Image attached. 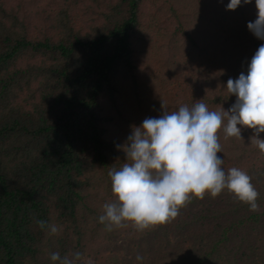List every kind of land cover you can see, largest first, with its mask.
Segmentation results:
<instances>
[{
    "label": "trees",
    "instance_id": "1",
    "mask_svg": "<svg viewBox=\"0 0 264 264\" xmlns=\"http://www.w3.org/2000/svg\"><path fill=\"white\" fill-rule=\"evenodd\" d=\"M229 2L0 0V264L77 251L75 264H264V154L251 128L225 138L227 117L217 155L252 178L258 211L224 189L143 232L98 219L116 199L109 171L131 163L128 136L162 103H235L227 81L247 75L264 40L247 27L255 0Z\"/></svg>",
    "mask_w": 264,
    "mask_h": 264
},
{
    "label": "clouds",
    "instance_id": "2",
    "mask_svg": "<svg viewBox=\"0 0 264 264\" xmlns=\"http://www.w3.org/2000/svg\"><path fill=\"white\" fill-rule=\"evenodd\" d=\"M252 0H243L247 5ZM257 18L247 24L248 29L260 40H264V0H255ZM242 0H230L226 8L235 10ZM226 88L236 96L235 103L227 111H211L204 103L193 107L180 106L169 112L162 103L159 118H146L134 127L127 138L126 159L119 170L111 169L114 202L103 205L104 214L99 222L108 231L127 227L128 222L137 231L170 223L179 215V210L193 198L204 199L205 194L217 197L224 189L258 211L259 192L252 178L243 170L233 167L227 173L221 167L223 159L218 132L224 126L225 138L241 137V127L254 130L251 140L264 154V44H261L248 65L237 79L229 78ZM36 223L42 230L58 234L60 229L45 220ZM82 257L77 251L70 259L58 252L50 259L59 264H75ZM138 261L142 260L137 255Z\"/></svg>",
    "mask_w": 264,
    "mask_h": 264
},
{
    "label": "rangeland",
    "instance_id": "3",
    "mask_svg": "<svg viewBox=\"0 0 264 264\" xmlns=\"http://www.w3.org/2000/svg\"><path fill=\"white\" fill-rule=\"evenodd\" d=\"M207 14V13H206ZM203 15H204V12H203Z\"/></svg>",
    "mask_w": 264,
    "mask_h": 264
}]
</instances>
